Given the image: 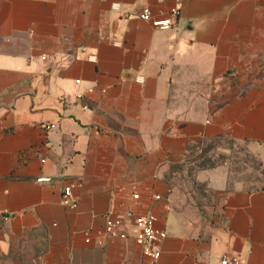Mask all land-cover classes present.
Masks as SVG:
<instances>
[{
  "label": "crops",
  "instance_id": "1",
  "mask_svg": "<svg viewBox=\"0 0 264 264\" xmlns=\"http://www.w3.org/2000/svg\"><path fill=\"white\" fill-rule=\"evenodd\" d=\"M221 139L264 168V0H0V264H264V185L200 170L211 215L173 184ZM127 214L165 233L157 261L131 223L106 236Z\"/></svg>",
  "mask_w": 264,
  "mask_h": 264
},
{
  "label": "rangeland",
  "instance_id": "2",
  "mask_svg": "<svg viewBox=\"0 0 264 264\" xmlns=\"http://www.w3.org/2000/svg\"><path fill=\"white\" fill-rule=\"evenodd\" d=\"M191 159L187 167L176 171L171 177L178 189H192L196 197L211 215L216 210L215 194L205 192V185L196 182L197 173L202 169L226 166L231 178V186H241L249 190H256L264 185V168L246 143L231 139H221L216 142L203 143L190 153ZM214 207V209H213Z\"/></svg>",
  "mask_w": 264,
  "mask_h": 264
},
{
  "label": "built area",
  "instance_id": "3",
  "mask_svg": "<svg viewBox=\"0 0 264 264\" xmlns=\"http://www.w3.org/2000/svg\"><path fill=\"white\" fill-rule=\"evenodd\" d=\"M178 14L179 10H175L170 17L155 20L152 18L151 12L149 10H144L139 15V17L142 20L151 23L152 27L155 29L168 31L173 28L174 18H176ZM79 83L80 81H77V84ZM92 92L93 90H89V93ZM78 98L81 99L82 95H79ZM87 108V106H84V109ZM46 129L53 130L56 129V126L48 125ZM135 199H138V197L136 196ZM62 203L65 207H71L73 209L78 208L77 202L72 199L71 188L65 189ZM155 222L156 219L153 216L134 217L131 214H127L122 217H118L115 220L109 221L105 228V234L107 237L112 238H128L130 237L129 233L124 232L122 229L129 223L133 224L136 229L133 237L142 246L144 254L157 261L160 258L161 242L165 236V233L156 231L154 227ZM221 264H241V261L236 258L224 259Z\"/></svg>",
  "mask_w": 264,
  "mask_h": 264
},
{
  "label": "water",
  "instance_id": "4",
  "mask_svg": "<svg viewBox=\"0 0 264 264\" xmlns=\"http://www.w3.org/2000/svg\"><path fill=\"white\" fill-rule=\"evenodd\" d=\"M43 181H47V179H42Z\"/></svg>",
  "mask_w": 264,
  "mask_h": 264
},
{
  "label": "trees",
  "instance_id": "5",
  "mask_svg": "<svg viewBox=\"0 0 264 264\" xmlns=\"http://www.w3.org/2000/svg\"><path fill=\"white\" fill-rule=\"evenodd\" d=\"M216 141H218V140H216ZM216 141H213V142H216Z\"/></svg>",
  "mask_w": 264,
  "mask_h": 264
}]
</instances>
